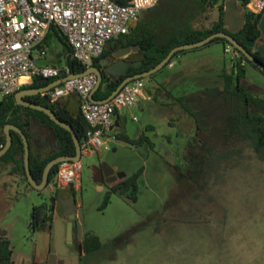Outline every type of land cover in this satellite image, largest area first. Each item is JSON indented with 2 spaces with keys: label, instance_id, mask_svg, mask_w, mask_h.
I'll return each instance as SVG.
<instances>
[{
  "label": "rangeland",
  "instance_id": "1",
  "mask_svg": "<svg viewBox=\"0 0 264 264\" xmlns=\"http://www.w3.org/2000/svg\"><path fill=\"white\" fill-rule=\"evenodd\" d=\"M174 1L185 6L183 12L190 8L187 15L201 7V0ZM194 14L192 20L197 18ZM202 23L200 18L196 24L202 27ZM211 44L230 71L231 58L223 43ZM61 50L60 42L52 39L43 65H52ZM243 82L264 98L260 69L248 63ZM212 84L221 88L222 75ZM67 108L75 113L73 105ZM139 119L126 118L129 136L141 124ZM190 120L182 113L167 134L162 129L145 131L155 144L153 150L116 140L110 150L83 155L75 189L59 191L55 203L47 188L38 191L22 177L0 175V233L7 232L13 250L8 264H46L58 258L59 264H64L62 259L69 264H264V160L250 159L230 169L219 184L194 197L186 178H177L169 166L180 163L188 152ZM28 130L31 152L50 153L55 144L52 129L33 122ZM141 166L137 200L113 193L100 209L109 186ZM39 204L53 207L54 218L45 231L33 232L28 229L30 211ZM87 232L96 234L102 245L83 256L81 240ZM46 236L48 244L43 240ZM114 240L127 242L117 248Z\"/></svg>",
  "mask_w": 264,
  "mask_h": 264
},
{
  "label": "trees",
  "instance_id": "2",
  "mask_svg": "<svg viewBox=\"0 0 264 264\" xmlns=\"http://www.w3.org/2000/svg\"><path fill=\"white\" fill-rule=\"evenodd\" d=\"M113 1L119 4H127L128 2V0ZM160 1H158L159 5ZM239 1L245 6L249 0ZM206 5H218L222 11L224 10V0H201L200 9L192 13L201 15L206 11ZM165 8L169 10L168 13L174 16L170 23L161 22L155 24L154 28L156 27L157 29L154 32L136 25L128 34L108 41L100 56L91 62L90 65L100 67L102 73V81L93 93L95 99H105L108 97L125 77L153 68L165 58L173 47L200 41L214 32L226 31L223 27V20L215 23L214 27L210 29L203 26L199 27L196 23L194 24L190 21L180 22L177 15L184 13L182 11L184 8L179 9L177 3L175 5L168 4ZM186 8L190 9L189 7ZM150 10L154 14L156 6ZM263 17L264 12L253 14L245 11V23L243 27L238 32L232 33V35L248 51L264 63V56L255 50L254 47L247 45L248 41L257 39L256 29L260 19ZM50 30L61 42V54L66 55L64 63L70 67L71 72L78 73L85 70L86 65L70 57V49L56 26L52 25ZM47 38L48 35L45 38V42ZM213 42L227 44L225 38L216 37L205 45ZM130 45L139 46V65H130L116 80H111L104 72L100 63L104 59L114 58V52ZM183 51L185 50L182 49L174 52L163 68L167 66L174 56ZM61 56L56 59L53 65L63 62ZM243 56L247 63L258 68L244 54ZM234 65L235 69H233V72L224 76L225 83L222 88L211 87L201 92H196L188 98L181 96L176 99L182 107L183 112L191 118L190 121L194 124L197 135L192 136L189 140L192 146L190 147V156H188L186 164L180 166L169 163V166L177 178L185 177L194 184V188H192L194 197L198 193H206L214 185L219 184L223 174L230 169L240 166L250 159L264 160V98L255 96L248 86L242 82L246 76V65H242L241 61H235ZM155 74L156 72L148 76V78L152 79ZM53 80L55 79L49 78L43 80L41 77H33L28 84L22 86L20 89L42 87ZM16 91L0 99V150L6 142L4 126L8 123L21 128L27 137L28 143L31 137L28 127L31 123L36 122L51 128L56 143V150L45 157L35 156L31 152V149L29 153L30 174L36 182H40L42 180L43 169L48 161L58 156H73L75 154L74 141L71 132L55 123L49 115L41 110L17 103L14 97ZM23 99L52 109L59 120L68 123L73 128L77 138L82 143L89 125L79 111L71 113L65 104L57 103L55 100L50 101L47 98L46 92L25 95ZM10 135L11 145L0 156V165L12 164V172H20L23 180L30 186L24 167L22 140L14 130H10ZM116 136L118 140L132 147L146 146L150 150H153L155 147L154 142L145 132H141L135 137H131L125 132L116 133ZM57 165L54 164L51 167L48 174V182L54 178ZM143 171L144 168L141 166L134 173L110 185L105 192L104 199L99 208L104 209L107 206L113 193L125 196L131 201H136L138 197V180ZM52 219V213L47 209L45 204L35 205L30 211L28 229L33 232L43 230ZM128 239L129 237L126 238V240ZM114 241L117 248L123 247L127 242L124 240L119 242ZM82 243L86 256L99 250L102 245L100 238L92 232L86 233ZM12 254L11 242L5 231L1 230L0 264L10 263Z\"/></svg>",
  "mask_w": 264,
  "mask_h": 264
},
{
  "label": "built area",
  "instance_id": "3",
  "mask_svg": "<svg viewBox=\"0 0 264 264\" xmlns=\"http://www.w3.org/2000/svg\"><path fill=\"white\" fill-rule=\"evenodd\" d=\"M158 1L128 0L127 4H119L113 0H0V99L28 84L33 77L57 79L72 74L64 61L58 65L36 62L47 55L45 38L52 25L64 37L70 57L89 66L108 41L128 34L140 14ZM245 9L260 14L264 12V0H249ZM224 52L233 61H246L243 53L230 43L225 45ZM65 59L66 55L62 57ZM96 82V74L88 73L66 78L46 92L50 100L72 93L78 96L79 112L89 125L80 143L81 157L110 149L111 142L117 140L111 129L114 114L135 107L144 88L143 79H133L109 100L93 102L89 96ZM81 157L77 161H60L48 188L77 185Z\"/></svg>",
  "mask_w": 264,
  "mask_h": 264
},
{
  "label": "crops",
  "instance_id": "4",
  "mask_svg": "<svg viewBox=\"0 0 264 264\" xmlns=\"http://www.w3.org/2000/svg\"><path fill=\"white\" fill-rule=\"evenodd\" d=\"M172 3L175 5L177 2L174 0H161L160 5L158 3V5L156 4V11L154 14H152L150 9L143 11L139 16V20L136 25L142 27L143 29H149L151 32H154L155 29H157L156 27L154 28L155 24L161 22L166 24L170 23L174 16L168 13L169 10L166 9L165 6L168 4L173 5ZM177 4L179 5L181 3ZM217 6L218 5H206V11L201 15H197V18L194 20H192V17H194L192 16V11H190V15H187L189 9L185 10L181 15H177V17L181 23L190 21L195 24L200 20V18L201 21L205 22L212 14L217 16V12L215 11ZM182 7H184V5H179V9ZM47 35L48 38L46 40V45L48 54L50 41L52 39L59 41V39L51 30ZM212 45L213 44L184 49L185 51L178 53L176 56H174L175 59L169 62L171 65L168 63L165 68L156 72L152 79H149L148 77L143 78V93L138 98L136 106L133 108H125L114 114L111 126L112 131L116 133L125 132L128 134L124 125L126 118L128 116H130L132 119L133 117H136V120H133L138 122L140 120L139 117L141 116V124L137 127L133 137L145 131L154 132L162 129L160 130L162 134H167L170 132V130L174 128V120L180 118V115L184 113L182 107L176 100L178 97L185 96L188 98L190 95L196 92L215 87V84L212 83L220 79L221 75L222 79H224V73L227 69V66L225 65V62L221 60L220 54L212 50ZM222 45L224 50L225 45ZM138 50V47H130L129 51L125 53L124 57H114L111 59L109 63H115L113 70L119 71L121 69L120 65H123L124 61L128 63L134 62L137 64L139 62ZM61 51L55 53V62L56 59L61 56ZM44 58H37L36 62L38 64H43V62L47 61ZM51 59L52 56L50 57V60ZM55 62H53V64ZM177 62L179 63L176 66ZM165 69L169 72H165ZM61 103L65 104L66 107L69 104L73 105L75 108V113L79 111L78 96L74 93L63 97ZM34 149L36 150V148ZM33 152L35 153L34 155L38 157L46 156L37 154L36 151ZM12 166V164L5 166L0 165V175L13 174L21 178L22 176L20 172H12ZM43 240L45 244H48L49 240L47 236L43 237Z\"/></svg>",
  "mask_w": 264,
  "mask_h": 264
},
{
  "label": "water",
  "instance_id": "5",
  "mask_svg": "<svg viewBox=\"0 0 264 264\" xmlns=\"http://www.w3.org/2000/svg\"><path fill=\"white\" fill-rule=\"evenodd\" d=\"M224 6H225V24H226V28L228 31L214 32L211 35H209L208 37H206L200 41L192 42V43H185V44H181V45H177V46L173 47L168 52V54L165 56V58H163L153 68H151L145 72H141V73H137V74L125 77L118 84V86L111 92V94L108 97H106L105 99H95L93 97V93L97 90V88L99 87V85L102 81L101 68L98 66H94V65L87 66L86 69L81 71V72L72 73V74L67 75L65 77L57 78V79L51 81L50 83L46 84L45 86L38 87V88H23V89H19L18 91H16L14 97H15V100L17 103L43 111L44 113L49 115L50 118L55 123L64 127L68 131H70L72 138H73V141H74V146H75L76 151H75V154L73 156H58V157H55V158L51 159L50 161H48L47 164L45 165L44 169H43L42 180L40 183H38L33 179L32 175L30 174V170H29L30 148H29V143H28L27 137L21 128H19L18 126L14 125V124L8 123L4 126V132L6 135V142H5V145L2 147V149L0 150V156L2 154H4L7 151V149L10 147V145H11L10 130H14L15 132H17L19 134V136L22 140V143H23V159H24V167H25V172H26V176H27V181L32 187H34L36 189H42L44 187L45 183L47 182L48 174L51 170V167L54 164H58L60 161H63V160L77 161L80 159V157H81L80 141L77 138L73 128L68 123L59 120L56 117L54 111L52 109H50L49 107H46V106L40 105V104H36V103H32V102H29V101L23 99V96H25V95H32V94L47 92L51 87L59 84L61 81H63L66 78H76V77L84 76L88 73H95L97 76V82H96L94 88L92 89L89 98L93 102H104V101L112 98L120 90V88L124 84H126L127 82H129L133 79L146 78V77L150 76L151 74L162 69L163 66L170 60L173 53L176 52L177 50L200 47V46L207 44L208 42H210L212 39H214L216 37H223L227 40V43H230V44L236 46L252 63H254L256 66H258V68L264 72V63L262 61H260L256 56H254L250 51H248V49L244 45L239 43L234 38V36L232 35V33L238 32L243 27V25L245 23V11H246L245 6L242 5V3L239 0H225ZM215 11L217 12V16L215 15V18L209 19L206 27H204V28H209V29L213 28L215 23L220 20V15H221L220 7L217 6ZM256 34H257V39H253V40L248 41L247 45L254 47L256 50H261L260 46L261 45L264 46V43H263L264 42V19L259 24V27L256 29ZM259 42H262V44H259ZM130 47L131 48H135V47L139 48L138 45H130L129 47H125L121 50L114 52V54H113L114 57H124L125 53L129 51ZM262 54L264 55V52H262ZM111 59H113V58L104 59L100 63V65L103 67L104 72L110 78H115V76L117 77V76L123 74L130 65L137 66L140 63V61L137 64L134 62L128 63V62L124 61V64L120 65L121 69L119 68L120 70L116 71V70H113V67H115V63H112V64L109 63ZM114 73L116 74L115 76H113ZM42 79L46 80V78H42ZM50 101H52V100H50ZM66 264H67V261H66Z\"/></svg>",
  "mask_w": 264,
  "mask_h": 264
},
{
  "label": "flooded vegetation",
  "instance_id": "6",
  "mask_svg": "<svg viewBox=\"0 0 264 264\" xmlns=\"http://www.w3.org/2000/svg\"><path fill=\"white\" fill-rule=\"evenodd\" d=\"M211 18H215V15L214 14H212L210 17H209V19H211ZM209 19L207 20V21H202L203 23H202V26L203 27H206V25H207V22L209 21ZM263 19H264V17L263 18H261L260 19V22H259V24L263 21ZM221 20H223V22H224V25H223V27L225 28V30L226 31H228L227 30V28H226V24H225V6H224V10L222 11L221 10V15H220V20L219 21H221ZM219 21H217V22H219ZM216 22V23H217ZM259 24H258V27H259ZM214 27V26H213ZM257 27V28H258ZM264 43V42H263ZM259 44H262V42H259ZM260 48H261V50H257L262 56H264L263 54H262V52H264V46L263 45H261L260 46ZM255 49V48H254ZM256 50V49H255ZM234 62L235 61H233L232 59H231V68H230V71H228V68L226 69V71H225V73H224V76L226 75V74H231L232 72H233V69H235V65H234ZM247 62L245 61V63L244 64H242V65H246L247 66ZM258 67V66H257ZM262 71V70H261ZM263 72V71H262ZM264 73V72H263ZM118 77V76H117ZM116 76H115V78H111V80H116V78H117ZM246 77V76H245ZM242 82H243V80H242ZM224 83H225V77H224ZM223 86H224V84H223ZM222 86V87H223ZM221 87V88H222ZM205 90V89H204ZM203 91V90H202ZM199 92H201V91H199ZM191 126V131H192V133H191V135H189V136H187L188 138H187V143H188V152H187V154L185 155V158L184 157H181V161H180V163H174V162H171V163H174V164H176V165H180V166H184V164H186V162H187V158H188V156H190V147L192 146V144L189 142V140H190V138L192 137V136H195V135H197V131H196V129H192V128H194L195 126H194V124H192V125H190ZM54 143H55V139H54ZM56 150V143L54 144V147L51 149V151H50V153H48L47 155H49V154H51V153H53L54 151ZM46 155V156H47ZM170 162V161H169ZM182 168H184V167H182ZM185 178V177H184ZM48 180V179H47ZM187 180V182H189L190 183V187H191V189L192 188H194V184H192V182L191 181H189L188 179H186ZM41 182V181H40ZM40 182H38V183H40ZM48 181L45 183V185H44V187L42 188V189H37L38 191H42L44 188H47L48 189V191H50L51 193H53L54 194V198L52 199V201H53V203H55V201H56V196L58 195V192L59 191H65V190H67V189H69V190H73V189H75V187H76V185L74 186V185H61V186H59V187H57V188H54V189H49L48 188ZM31 186V185H30ZM32 187V186H31ZM34 188V187H33ZM36 189V188H35ZM46 206V205H45ZM47 207V209L52 213V216H53V218H54V213H53V207H48V206H46ZM53 220V219H52ZM50 223V222H49ZM47 226H48V224H47ZM47 226H46V228H47ZM46 228L45 229H43V230H38V231H45L46 230ZM5 233H6V235H7V232L5 231ZM86 235V233L84 234V236ZM8 237V236H7ZM9 238V237H8ZM84 238V237H83ZM83 238H82V240H81V246H82V250H83V256H86V254H85V252H84V249H83ZM10 240V239H9ZM11 242V241H10ZM114 242V241H113ZM60 260H59V258H58V261H54V262H48V260H46V264H59L60 262H59ZM62 261H63V263L65 264L66 263V261H67V264H69V260H63L62 259Z\"/></svg>",
  "mask_w": 264,
  "mask_h": 264
}]
</instances>
